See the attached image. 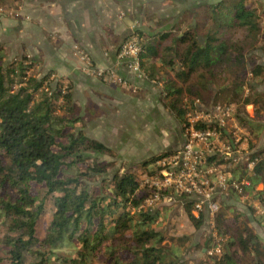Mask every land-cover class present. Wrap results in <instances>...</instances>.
Listing matches in <instances>:
<instances>
[{
    "label": "trees",
    "instance_id": "1",
    "mask_svg": "<svg viewBox=\"0 0 264 264\" xmlns=\"http://www.w3.org/2000/svg\"><path fill=\"white\" fill-rule=\"evenodd\" d=\"M197 10L205 29L178 25L151 36L137 33L141 75L161 85L162 102L181 125L199 99L204 105L236 104L232 115L239 125L255 127L245 107L253 104L257 115L264 106V94L253 84L264 74L255 55L264 51L262 15L246 0L206 2ZM5 55L0 42V264H25L27 257L32 264H172L156 228L160 213L143 203L149 189L140 186V175L127 168L103 176L110 163L98 156L114 150L85 133L72 82L52 70L33 75L32 56ZM228 136L222 131L230 143ZM167 152L140 164L145 176L160 171L155 162ZM263 152L248 154L254 161L249 173L245 165L217 155L207 156V163L224 166L230 180H248L236 192L242 195L264 181V159L258 158ZM238 169L241 176H232ZM48 202L51 220L40 237L37 224ZM260 203L264 208L261 197ZM248 207L254 220H264ZM191 209L192 200H186L187 217L199 228L205 215L195 217ZM213 221L220 240H205L201 264H264V239L247 216L219 210ZM216 244L221 252L209 255Z\"/></svg>",
    "mask_w": 264,
    "mask_h": 264
},
{
    "label": "crops",
    "instance_id": "2",
    "mask_svg": "<svg viewBox=\"0 0 264 264\" xmlns=\"http://www.w3.org/2000/svg\"><path fill=\"white\" fill-rule=\"evenodd\" d=\"M2 5L7 11L12 7L15 13L11 15L0 12V42L5 46V54L9 48L12 54L32 56L42 63L41 68L52 70L57 77L64 76L65 80H70L74 87L75 101L77 81H81L86 93L87 105L84 106L89 107L88 99L94 98L97 109L94 117L97 124L102 125V132L112 139H125L122 127L126 119L130 133L136 126L138 118L142 119L140 124L145 129L153 117L162 113V109L152 100L151 93L154 92L150 89L155 84L160 86L158 94L160 104L164 110L170 112L162 102L161 85L127 69L124 63L117 59V51L121 43L132 33L151 36L165 30H175L178 25L180 30H183L185 27L182 28L181 25L186 15L192 16L196 12V0H0V7ZM76 48L86 52L88 62L80 58ZM255 53L259 55L257 61L264 65V52L257 50ZM98 68L113 69L128 80L129 87L115 84L112 86L113 84L102 83L96 78H85ZM87 80L92 86H89ZM253 84L257 91L264 94V74L261 82ZM95 85H98V91H102L101 95L93 94ZM133 86L140 92L139 95H132L129 92L133 91ZM79 106L81 110L82 105ZM245 108L250 117L248 120L255 124V127L239 125L234 118V122L243 130L241 135L243 148L247 153L262 151L264 106L259 108L257 115L254 113L253 104H248ZM80 114L84 120V115L81 112ZM116 133L120 134L119 138L115 136ZM173 149H164L156 154ZM258 158L264 159V152ZM247 169L246 173H249L251 167ZM241 174L242 171L238 169L233 171L232 176L238 177ZM254 192L258 194L254 195ZM260 197L264 199L263 180L257 181L253 188L247 187L242 195L230 189L218 194L217 200L219 210L226 211L228 215L231 211H239L247 216L250 225L264 239L260 233V229H264V220L260 223L254 220L248 207V204H251L255 212L264 217Z\"/></svg>",
    "mask_w": 264,
    "mask_h": 264
},
{
    "label": "built area",
    "instance_id": "3",
    "mask_svg": "<svg viewBox=\"0 0 264 264\" xmlns=\"http://www.w3.org/2000/svg\"><path fill=\"white\" fill-rule=\"evenodd\" d=\"M76 51L80 58L88 62L85 51L79 48ZM140 51V37L132 33L119 46L117 59L142 77ZM93 74L105 82L129 87L128 80L113 69L98 68ZM233 111L232 105H211L207 108L199 99H194L182 125L181 145L156 160L155 164L161 167L159 175L148 176L140 183L141 187L149 189L143 201L146 207L152 208L162 199L172 201L174 197L182 196L192 200L191 213L195 217L201 213L214 217L219 210L218 194L230 189L243 192L244 186L248 185L247 180H230L224 166L207 163V156L217 155L231 159L235 165L253 166L254 161L249 159V153L243 148V130L234 122ZM222 131H228L230 143L224 140ZM220 252L219 244L207 251L209 255Z\"/></svg>",
    "mask_w": 264,
    "mask_h": 264
},
{
    "label": "rangeland",
    "instance_id": "4",
    "mask_svg": "<svg viewBox=\"0 0 264 264\" xmlns=\"http://www.w3.org/2000/svg\"><path fill=\"white\" fill-rule=\"evenodd\" d=\"M209 1L215 0H196V18L194 15H186L184 18V23L181 25L182 28L187 27L189 25L192 26H201L202 28H206L202 24L203 20L201 21L200 16L198 13L199 6L201 7L204 3H208ZM249 4H253L257 6V10L259 14H261V23L264 25V0H246ZM258 2H261V6L258 5ZM10 10L7 11L6 7L2 5L0 7V12L6 14H15L12 11V7H9ZM6 9V10H5ZM5 14V13H4ZM264 52V51H263ZM260 53V52H259ZM262 53V52H261ZM18 54L10 53V49H6V59H12L14 56H19ZM22 55V54H21ZM257 57L259 55L255 54ZM39 61V60H38ZM35 62V68L31 71V73L37 77H40L44 72L47 71L46 68H41L42 63L39 61ZM86 74V73H85ZM87 75V74H86ZM95 75V74H94ZM91 76V77H90ZM96 76V75H95ZM92 75H87L85 78H96V80H100V82L104 83L102 79L95 77ZM64 77V76H61ZM89 83L90 81L87 80ZM79 82V83H78ZM108 83V82H107ZM77 88L75 99L77 100L76 103L81 106L80 112L84 115V124H85V133L93 138H96L106 145H109L114 150V154L111 155H99L98 158L103 162H109L110 166L108 172L103 174L104 177H108L113 172H123L127 168H132L135 172L140 175L141 181L148 176H145L144 167L140 164L149 159L153 154L160 152L161 150L173 149L181 145L182 141V127L179 124L178 119L171 114L164 110V107L160 104L158 100V94L160 86H152L150 89L151 93L153 94L152 100L154 104H157L160 109H162V113L158 116L153 117L151 121L145 126L143 129L142 125L140 124L142 119H137V124L134 128H132V132L128 133L131 130H128L129 126L127 119L123 123L122 132L125 135V139H112L109 135H106L102 132V125L98 126L96 120V103L94 102V98H89L88 106L86 104V96L85 91L83 89V83L81 81H77ZM111 85V83L109 84ZM88 86V85H87ZM89 86H92L90 83ZM112 86H115L114 84ZM133 91H129L132 95H139V91L137 88L132 89ZM246 90V88H245ZM93 94L101 95L102 91H98V85L93 87ZM135 91V92H134ZM246 93V92H245ZM223 96V95H222ZM84 100H83V99ZM224 101V98H223ZM222 102V101H221ZM212 104L206 103L205 106L211 107ZM223 105V104H221ZM236 109V104H231ZM162 106V107H161ZM190 106V105H189ZM80 107V106H79ZM120 115V113H119ZM122 116V115H121ZM185 122V117H184ZM125 125V126H124ZM183 125V124H182ZM230 128V125L227 126ZM136 130L133 134V131ZM115 136L117 138L120 137L119 133H116ZM168 153V152H167ZM157 166V165H156ZM226 167H229L226 164ZM155 174H160L155 173ZM152 174V175H155ZM149 175V176H152ZM241 180V179H240ZM38 189L35 184H32V188L35 191L36 188ZM148 188V187H147ZM189 200V198L174 197L172 201H168L165 199L160 200L157 204H155L151 211L156 212L159 211V219L156 225L157 230H159L162 235L164 236L163 244L169 248V254L167 256V260L171 261L172 264H201L200 260L205 261L206 255L203 251L202 245L205 240L210 239L212 242L213 240H220L219 236L216 235L215 231H213L214 217L209 215L204 216V223L199 228H194L192 223L189 221L187 214L185 212V201ZM51 206L48 202L46 204V212L41 216L37 224V232L38 235L41 237L43 236L46 227L48 226L51 220ZM218 213V212H217ZM216 213V214H217ZM261 235L264 237V229H260ZM223 241V239H221ZM180 250L179 257H174L173 252H177ZM103 259V257H100ZM33 259L31 257H27L25 264H32ZM7 264V263H4ZM103 264V263H98Z\"/></svg>",
    "mask_w": 264,
    "mask_h": 264
},
{
    "label": "water",
    "instance_id": "5",
    "mask_svg": "<svg viewBox=\"0 0 264 264\" xmlns=\"http://www.w3.org/2000/svg\"><path fill=\"white\" fill-rule=\"evenodd\" d=\"M203 251H205V248H203Z\"/></svg>",
    "mask_w": 264,
    "mask_h": 264
}]
</instances>
